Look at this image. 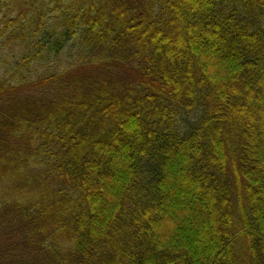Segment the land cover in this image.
Wrapping results in <instances>:
<instances>
[{
	"label": "trees",
	"instance_id": "16d2710c",
	"mask_svg": "<svg viewBox=\"0 0 264 264\" xmlns=\"http://www.w3.org/2000/svg\"><path fill=\"white\" fill-rule=\"evenodd\" d=\"M0 264H264V0H0Z\"/></svg>",
	"mask_w": 264,
	"mask_h": 264
}]
</instances>
